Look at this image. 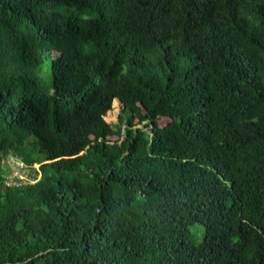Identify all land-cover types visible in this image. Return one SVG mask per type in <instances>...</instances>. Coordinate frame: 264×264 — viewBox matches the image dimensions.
Segmentation results:
<instances>
[{
    "label": "trees",
    "instance_id": "1",
    "mask_svg": "<svg viewBox=\"0 0 264 264\" xmlns=\"http://www.w3.org/2000/svg\"><path fill=\"white\" fill-rule=\"evenodd\" d=\"M0 264H264V0H0Z\"/></svg>",
    "mask_w": 264,
    "mask_h": 264
},
{
    "label": "rangeland",
    "instance_id": "2",
    "mask_svg": "<svg viewBox=\"0 0 264 264\" xmlns=\"http://www.w3.org/2000/svg\"><path fill=\"white\" fill-rule=\"evenodd\" d=\"M41 77L43 80H49V79H52V73H51V59H46L44 64H43V70L41 71ZM116 104H114V107L111 109V111L107 114L106 116V119L108 122H111V123H120L121 122V115H122V110H123V104L121 103L120 100H117L115 102ZM167 122V119H162L161 120V123H166ZM144 123H138L136 125V127H142ZM123 126H125L123 124ZM122 139V138H121ZM118 136H113V137H110V140L111 141H118V140H121ZM13 158L14 157H10L8 159V162L10 164V166H12V163H13ZM32 166V167H31ZM29 167H27L26 165V168H27V171L26 172H30L31 173V169L33 170V168L36 166H39V165H36V164H33ZM25 168V169H26ZM33 174V173H31ZM30 174V175H31ZM197 227L199 226H194L192 227L193 230H195Z\"/></svg>",
    "mask_w": 264,
    "mask_h": 264
},
{
    "label": "built area",
    "instance_id": "3",
    "mask_svg": "<svg viewBox=\"0 0 264 264\" xmlns=\"http://www.w3.org/2000/svg\"><path fill=\"white\" fill-rule=\"evenodd\" d=\"M26 165L18 160L13 158V163L11 166V172L7 175L5 179V184L8 186H21L34 182L33 178L30 176V172H26Z\"/></svg>",
    "mask_w": 264,
    "mask_h": 264
},
{
    "label": "water",
    "instance_id": "4",
    "mask_svg": "<svg viewBox=\"0 0 264 264\" xmlns=\"http://www.w3.org/2000/svg\"><path fill=\"white\" fill-rule=\"evenodd\" d=\"M119 100V99H118Z\"/></svg>",
    "mask_w": 264,
    "mask_h": 264
}]
</instances>
